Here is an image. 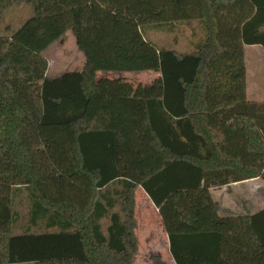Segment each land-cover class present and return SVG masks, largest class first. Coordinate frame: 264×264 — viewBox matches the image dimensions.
I'll use <instances>...</instances> for the list:
<instances>
[{
  "label": "trees",
  "instance_id": "obj_1",
  "mask_svg": "<svg viewBox=\"0 0 264 264\" xmlns=\"http://www.w3.org/2000/svg\"><path fill=\"white\" fill-rule=\"evenodd\" d=\"M21 6L33 16L0 36V264H135L139 187L175 264H264V209L223 217L211 195L264 181L245 58L264 50V0H0V14ZM192 22L190 52L145 36ZM68 32L85 66L50 78L44 52ZM109 72L159 76L135 87ZM21 188L44 232L14 234Z\"/></svg>",
  "mask_w": 264,
  "mask_h": 264
},
{
  "label": "rangeland",
  "instance_id": "obj_2",
  "mask_svg": "<svg viewBox=\"0 0 264 264\" xmlns=\"http://www.w3.org/2000/svg\"><path fill=\"white\" fill-rule=\"evenodd\" d=\"M33 16V9L29 6L13 7L0 14V36L10 37L18 28ZM200 24L192 22L188 24H176L173 30H162L151 33L150 38L158 46L168 49H176L178 52L186 53L192 51L196 38L202 34ZM148 30L145 36L148 39ZM246 63L248 67V87L251 100L264 102V50L261 47H249L246 52ZM48 60L50 78H57L65 73L79 72L86 63L84 54L79 50L72 32H68L63 38L56 41L45 52ZM110 78H121L135 87L150 84L158 75L153 72L137 73H112L100 74ZM214 201L220 207H238L231 211L234 216L239 214H253L264 208V181H252L251 183H238L223 189L211 192ZM137 210V231L139 241V252L135 258V264H154L152 251L160 244L162 239V226L155 213L146 207ZM14 212L17 213V222L14 226V234H22L30 231L32 233L44 232L43 225L33 227L30 225L31 199L26 188H21L14 197ZM222 211V209H221ZM224 212V210H223ZM104 230L108 225L107 220L102 222ZM157 241L154 244L151 236Z\"/></svg>",
  "mask_w": 264,
  "mask_h": 264
},
{
  "label": "crops",
  "instance_id": "obj_3",
  "mask_svg": "<svg viewBox=\"0 0 264 264\" xmlns=\"http://www.w3.org/2000/svg\"><path fill=\"white\" fill-rule=\"evenodd\" d=\"M156 33L157 31L154 29V30H149V33H148V35H149V37H148V40L149 41H151L152 43H154L157 47H159V48H163L162 46H158L154 41H152L151 40V38H150V34L151 33ZM198 43V38H196V42H195V44H197ZM249 47H261V46H246L245 47V52H246V50H247V48H249ZM192 48V47H191ZM262 48V47H261ZM168 49V48H167ZM263 49V48H262ZM171 50H175V51H178V50H176V49H171ZM245 58H246V55H245ZM155 74H157V73H155ZM158 76H159V74H157ZM158 76L156 77V78H158ZM246 76H247V96H248V99L250 100V101H254V100H251L250 99V97H249V87H248V67H247V63H246ZM155 78V79H156ZM117 79V78H116ZM119 79V78H118ZM152 83V82H151ZM150 83V84H151ZM259 102V101H258ZM255 180H257V181H260L261 179H253V180H249V181H246V183H251L252 181H255ZM241 183H245V182H241ZM236 184H238V183H236ZM232 185H234V184H232ZM231 185V186H232ZM226 187H228V186H226ZM226 187H223V188H226ZM116 187L115 186H112L111 187V190H113V189H115ZM223 188H216V189H212L211 190V192L212 191H215V190H218V189H223ZM122 190V188H118L117 189V191H121ZM141 196V201H142V207H146L147 208V210H149V211H151L152 213H155L156 214V216L158 217V220H159V222H160V225L162 226V235H163V237H162V239H160V245L158 246V247H156V248H154L153 249V251H152V257H160L161 259H162V261L164 262V263H166V264H175L174 263V261H173V259H172V257H171V254H170V248H169V239H168V236H167V234H166V232L164 231V228H163V225H162V220H161V218H160V216H159V210L158 209H156L155 208V206L153 205V202L150 200V198L145 194V192L139 187V188H137V190H136V198H135V202H136V205H135V207H136V210H135V216H136V218H137V210H138V207H141V203H140V197ZM216 202V201H215ZM216 203H218V202H216ZM219 204V203H218ZM220 206V205H219ZM238 207H220V215L221 216H223V217H232V216H234V214L233 213H235V212H231V211H234V210H236ZM221 209H222V211H221ZM264 208H262V209H260L259 211H261V210H263ZM223 210H224V212H223ZM259 211H257V212H259ZM257 212H255V213H257ZM255 213H253V214H255ZM250 215H252L251 213H249V214H243V215H241V214H239V216H250ZM151 241L154 243V244H156V240H155V237H154V235L153 236H151Z\"/></svg>",
  "mask_w": 264,
  "mask_h": 264
}]
</instances>
